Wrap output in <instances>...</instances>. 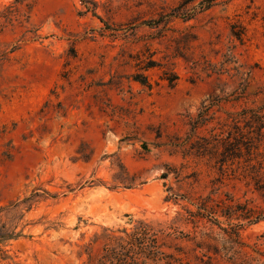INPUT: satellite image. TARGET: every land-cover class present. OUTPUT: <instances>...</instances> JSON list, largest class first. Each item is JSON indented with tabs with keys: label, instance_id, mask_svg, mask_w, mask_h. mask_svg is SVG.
Instances as JSON below:
<instances>
[{
	"label": "rangeland",
	"instance_id": "rangeland-1",
	"mask_svg": "<svg viewBox=\"0 0 264 264\" xmlns=\"http://www.w3.org/2000/svg\"><path fill=\"white\" fill-rule=\"evenodd\" d=\"M201 1L0 0V227L18 235L0 264H89L94 234L171 218L198 197L264 213L244 165L220 164L222 142L203 156L171 145L216 96L214 121L196 131L211 144L226 110L264 105V0ZM241 224L251 264H264V221ZM182 247L181 264L207 261ZM218 248L212 263L233 264Z\"/></svg>",
	"mask_w": 264,
	"mask_h": 264
},
{
	"label": "trees",
	"instance_id": "trees-1",
	"mask_svg": "<svg viewBox=\"0 0 264 264\" xmlns=\"http://www.w3.org/2000/svg\"><path fill=\"white\" fill-rule=\"evenodd\" d=\"M217 0H202L201 9H210ZM187 4V1H184ZM231 37L240 43L243 42L244 33L236 31L231 27ZM208 73L209 69L202 68ZM245 75V73H241ZM164 73L163 80L167 81L169 86H173L178 76ZM247 75V74H246ZM134 81L150 89L151 84L144 76H137ZM264 89V86H263ZM242 92L235 96L242 97ZM236 93V92H235ZM223 98L214 97L212 102L201 106L198 115L190 117V132L186 139L177 143H171L172 147L180 150L184 156L204 154H217L218 144L222 142L221 165L230 166L242 163L244 165L243 173L249 177L258 190H264V165L256 161L257 156L262 155L264 150V105L259 107L244 106L239 109L226 110L225 118L222 123L224 138L219 140L217 135H213L212 141L215 144L207 142L205 138H199L196 131L206 126L210 121H214L213 116H209L212 108L220 106ZM220 125V123H218ZM216 128H212L211 132ZM198 140V141H196ZM199 141H203L200 144ZM256 161V164L254 163ZM186 199L185 196L172 193L166 198V201L172 200L177 204L178 200ZM226 200L232 201L230 198ZM189 206L183 205L171 218L166 219H138L132 222L130 228L111 230L104 228L102 233L94 234L90 243L82 246L83 250L90 254L93 243L100 241L102 248L94 256L89 255V264H181L180 255L183 253V243L191 245L192 252L204 251L196 259L204 264H213L212 255L219 254L218 243L228 244V250L224 249V258L233 264H251L253 259L244 250L246 245L240 238L242 228L241 221L248 223H257L264 221V213L249 208L246 204H215L210 197H198L195 200H187ZM20 203V202H19ZM12 206L19 207V204ZM192 207V208H191ZM219 209V210H218ZM3 211L0 208V213ZM226 219L227 226L223 227L219 218ZM232 220L238 221L236 224ZM214 229L220 232L215 233ZM18 235L13 231L6 230L4 226L0 227V244L16 238ZM212 254V255H211ZM3 260V253L0 252V262ZM91 262V263H90Z\"/></svg>",
	"mask_w": 264,
	"mask_h": 264
}]
</instances>
